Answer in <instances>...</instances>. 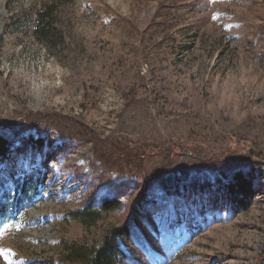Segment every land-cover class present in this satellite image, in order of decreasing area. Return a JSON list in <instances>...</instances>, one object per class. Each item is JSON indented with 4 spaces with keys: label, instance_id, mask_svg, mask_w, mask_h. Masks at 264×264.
<instances>
[{
    "label": "rangeland",
    "instance_id": "obj_1",
    "mask_svg": "<svg viewBox=\"0 0 264 264\" xmlns=\"http://www.w3.org/2000/svg\"><path fill=\"white\" fill-rule=\"evenodd\" d=\"M0 137V264H264V0H0Z\"/></svg>",
    "mask_w": 264,
    "mask_h": 264
},
{
    "label": "trees",
    "instance_id": "obj_2",
    "mask_svg": "<svg viewBox=\"0 0 264 264\" xmlns=\"http://www.w3.org/2000/svg\"><path fill=\"white\" fill-rule=\"evenodd\" d=\"M54 10L52 6L41 10L37 14L36 22H35V34L42 43H44L49 48H57L58 46H62L64 44V37L61 35L60 31L55 27L54 18ZM0 152L2 155H8L9 147H7L6 141L0 137ZM90 209L85 208L83 210H79L74 213L73 216L78 220H83V222L88 225L91 222H95L100 215ZM69 260L73 261H82L87 259L89 256L88 252L83 248L73 244L69 247ZM90 262L92 264H106L112 263L111 259V250H109L106 246H102L93 252Z\"/></svg>",
    "mask_w": 264,
    "mask_h": 264
},
{
    "label": "bare ground",
    "instance_id": "obj_3",
    "mask_svg": "<svg viewBox=\"0 0 264 264\" xmlns=\"http://www.w3.org/2000/svg\"><path fill=\"white\" fill-rule=\"evenodd\" d=\"M44 198H45V197H42V198H41V201H42ZM36 206H38V205L36 204ZM38 207H39V206H38Z\"/></svg>",
    "mask_w": 264,
    "mask_h": 264
}]
</instances>
